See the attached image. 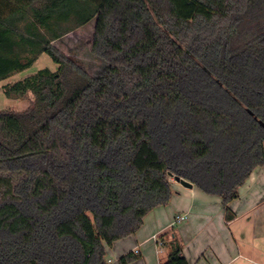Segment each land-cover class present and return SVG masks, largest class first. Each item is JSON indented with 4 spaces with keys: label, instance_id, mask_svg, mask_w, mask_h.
<instances>
[{
    "label": "trees",
    "instance_id": "16d2710c",
    "mask_svg": "<svg viewBox=\"0 0 264 264\" xmlns=\"http://www.w3.org/2000/svg\"><path fill=\"white\" fill-rule=\"evenodd\" d=\"M0 264H112L173 176L230 204L264 166V0H0ZM94 22L92 67L54 42ZM94 65V66H93ZM163 264H191L178 237ZM143 258L129 251L118 264Z\"/></svg>",
    "mask_w": 264,
    "mask_h": 264
},
{
    "label": "crops",
    "instance_id": "0c3cea01",
    "mask_svg": "<svg viewBox=\"0 0 264 264\" xmlns=\"http://www.w3.org/2000/svg\"><path fill=\"white\" fill-rule=\"evenodd\" d=\"M31 68L0 81V101H10L5 109L27 108L17 109L19 99L6 98L1 86L26 77L31 74L28 72ZM172 183L173 200L153 209L136 234L118 240L107 249V259L112 264H118V259L132 250L143 255L132 264H163L168 251L157 242L163 235L166 239L178 237L182 241L184 255L191 264H264V166L256 168L240 187L239 197L230 204L235 213L231 221L225 219L219 196L208 195L195 185L188 188L175 181ZM181 213H188V218L173 224ZM150 241L153 247L148 249L146 245ZM153 250L156 259H151Z\"/></svg>",
    "mask_w": 264,
    "mask_h": 264
},
{
    "label": "rangeland",
    "instance_id": "374dc122",
    "mask_svg": "<svg viewBox=\"0 0 264 264\" xmlns=\"http://www.w3.org/2000/svg\"><path fill=\"white\" fill-rule=\"evenodd\" d=\"M94 26H95V23L92 22V23H90L84 27L78 28L75 31L66 35L63 39L55 41L54 44L60 50H62L64 53L71 54V55L77 57L78 59H81L85 63V65H87V67H89L90 65H91L90 67H92V64L95 61L93 59H91L89 53H90V46H91V42H92V38H93V34H94ZM57 66L58 65L56 63H54L49 56L43 55L38 60V62H36L33 65V67L30 70H28V72L33 73V72H36L37 70L42 69L44 67H49L52 70H55L57 68ZM9 102L10 101H8L7 99H4V101H0V109H5L7 107V105L10 104ZM16 105H17V109H20V108L22 109L23 107L29 105V100L27 98L19 99L18 103H16ZM174 181L175 180L172 179V182H174ZM173 191L175 193V187L174 186H173ZM173 197H174V194H173L172 198ZM172 198H171V200H173ZM168 238L170 239L169 236L167 237V239ZM150 246L153 247V241L148 242V244L146 245V248L149 249ZM154 253L155 252L153 250V254H152L151 259H154V258L156 259Z\"/></svg>",
    "mask_w": 264,
    "mask_h": 264
},
{
    "label": "built area",
    "instance_id": "2783aa9c",
    "mask_svg": "<svg viewBox=\"0 0 264 264\" xmlns=\"http://www.w3.org/2000/svg\"><path fill=\"white\" fill-rule=\"evenodd\" d=\"M188 218V213H181V214H178L175 218H174V221H173V224H177V223H180V222H183L184 220H186ZM157 242H158V245L163 248V244H164V240L158 238L157 239ZM109 262H111L110 260H108Z\"/></svg>",
    "mask_w": 264,
    "mask_h": 264
},
{
    "label": "water",
    "instance_id": "95a60500",
    "mask_svg": "<svg viewBox=\"0 0 264 264\" xmlns=\"http://www.w3.org/2000/svg\"><path fill=\"white\" fill-rule=\"evenodd\" d=\"M171 176L174 177V180L178 183H180L181 185H183L184 187H188V188H192L193 187V183L184 179L183 177L180 176H174L172 173H170Z\"/></svg>",
    "mask_w": 264,
    "mask_h": 264
}]
</instances>
